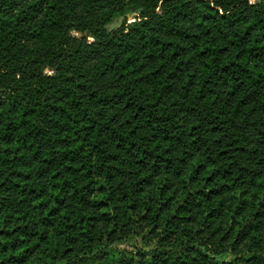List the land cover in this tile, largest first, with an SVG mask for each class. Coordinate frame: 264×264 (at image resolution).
I'll use <instances>...</instances> for the list:
<instances>
[{
  "label": "trees",
  "instance_id": "trees-1",
  "mask_svg": "<svg viewBox=\"0 0 264 264\" xmlns=\"http://www.w3.org/2000/svg\"><path fill=\"white\" fill-rule=\"evenodd\" d=\"M0 264H264V0H0Z\"/></svg>",
  "mask_w": 264,
  "mask_h": 264
},
{
  "label": "rangeland",
  "instance_id": "rangeland-1",
  "mask_svg": "<svg viewBox=\"0 0 264 264\" xmlns=\"http://www.w3.org/2000/svg\"><path fill=\"white\" fill-rule=\"evenodd\" d=\"M140 248H146V244L140 236H135L126 241L117 243L113 250L115 255L119 256L122 254H130Z\"/></svg>",
  "mask_w": 264,
  "mask_h": 264
}]
</instances>
